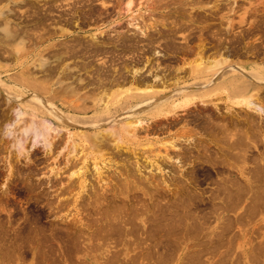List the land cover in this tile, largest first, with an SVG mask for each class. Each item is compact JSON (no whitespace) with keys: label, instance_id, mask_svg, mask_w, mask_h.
Instances as JSON below:
<instances>
[{"label":"rangeland","instance_id":"374dc122","mask_svg":"<svg viewBox=\"0 0 264 264\" xmlns=\"http://www.w3.org/2000/svg\"><path fill=\"white\" fill-rule=\"evenodd\" d=\"M129 1L130 5H127ZM152 2L153 0H0V78L2 81H5L3 82L6 83L7 86L9 85L8 90L10 88L13 90L11 91L10 89V91H8V95L12 96L15 94L14 96L19 95L22 97V99H24V94H26L34 99L35 97L39 98L36 99L39 101L38 103L43 105L46 103V105L52 106H54V104H50V97V101L54 103L57 102L56 104L61 106L66 103L64 101H67L68 103L78 102L80 105H82V103H87L83 105L86 106V111L89 114L91 112L90 104L92 103L91 101H93V99H98L99 97L103 101L105 98V100L110 99L109 97L112 93L111 90H113L111 88L123 86L122 82H118V84L114 82L109 84L108 82L105 83V81H102L105 79H102L101 77L103 76V65L104 63H107L108 58H111L112 50L117 51L111 46L104 45L108 42L107 40H109V36L110 38L112 37V35L108 33L115 31L112 28H114V26L120 25H117V23L123 21L126 22V20H129V18L132 23L138 24V20H136L137 18L139 19L149 15H155L156 13L153 12L148 14L150 10H148L147 7L150 6ZM102 3L104 6L101 5ZM186 5L188 6H185V8L188 7V9L195 10L197 8H203L209 10L212 13H215L214 8L216 7L221 9L220 15L224 17L237 18L236 22L239 23V25L246 23L247 18H252L253 21H255V24L258 25H261L264 22V0H208L205 4H198V2H196ZM46 6H49L50 12ZM73 8L78 9L77 11H79L78 13L82 17L93 16V14H91V10L95 13V16H99L102 11H107L101 16H110V19L107 21H101L99 23V20L95 21L94 19H88L87 21L78 22L77 27V25L72 24V22L63 21L61 16L67 15L63 12L71 11ZM126 8H129L130 10H126ZM47 12L49 13L47 14ZM57 13H62L60 14L61 19H57ZM158 14L162 15L160 12H158ZM44 16L47 18H44ZM5 17L8 21L7 23H9L6 24L7 27L12 26L9 27V29L4 26ZM130 24L131 23H129L130 27L128 29L133 30V26L131 27ZM124 25L125 27L127 26V24ZM13 27H18V30H22L25 33L22 34L21 31L19 33L20 35L17 34L13 37L7 36L5 34V29L11 32ZM62 29H67L69 31L66 30L65 32ZM254 32L255 34L253 39L259 40L261 42L264 41V30H255ZM39 35L41 36L40 40L38 38ZM20 36L22 39L24 37L23 42H21L22 44L19 43V40H22L18 38ZM90 39H92L94 42L103 41L104 43H102V46L107 50H97L88 45L93 42ZM74 42H76L74 46H76L77 49L71 53L69 52L68 48H71ZM15 43L17 45H15ZM38 58H44V65L46 64L45 67H42L41 69L38 68L41 67L38 66ZM249 61H251V64L254 63L253 65L262 64V67H264V58L261 61L257 59H252ZM47 69L49 70L47 71ZM25 72L36 79L31 80L33 82H31V85L33 86L34 84L33 87L27 85L25 88L24 83L20 81L22 76L24 78ZM95 74L97 77H100L99 79H101V81L94 77ZM42 81H44V83ZM27 83H30V81H27ZM42 83L44 85H42ZM112 84L115 85L113 86ZM125 84L126 86L128 85L126 82ZM1 86L3 87L2 89L5 90V87L3 85ZM108 86L110 87L108 88ZM48 90L49 92H47ZM118 91L119 89L114 92ZM108 93H110L109 97L106 96L109 95ZM51 94L53 96L55 95L54 99ZM30 97L28 99L31 100ZM44 97H46V100ZM102 97L104 98L102 99ZM60 99H62L64 103H62ZM14 101L17 102L16 99L13 100L11 97L9 101H6L4 92L0 91V194H3L0 195V264H264V144H262V142L258 143L256 145L257 147L253 148L240 147L238 155L242 154L244 157H241L240 155L236 158H225L223 164L227 163V165L225 164L223 166L220 165L221 163H219V160V165L217 164L215 166L213 164L212 166L211 163L205 161L202 162V160L195 161V158H192L191 161H187V163L185 162V165H181L182 167L180 166L179 169L177 167H173V169L171 168L172 166L168 164H162L166 170L177 172L175 174L177 176V178H175V182L174 180H169L166 181L168 184L166 182L161 183L163 184L161 185L163 188L170 189L172 190L171 192L166 190L162 191L161 188L156 189L155 187H150L146 180V183H144L143 178V183L140 182V178L138 176V178H135L134 176L136 175H130L131 169H129V175L127 176L128 178H121L122 181L120 178L119 180L116 175L115 176L117 179L113 178L115 176H113L114 174L111 171L109 172L111 173V176L109 173L108 175L113 183L116 182L114 183V186H117V188L112 186L113 184L111 182L113 189L108 187L110 190L108 189L104 196L99 197L100 199L98 197L94 199V196L91 197V195L89 201L90 204H86L88 197L84 195L85 193H83L84 197L81 199L78 198L80 199L79 204L77 202L75 207L72 205V203H69L68 205H61V202L63 201L62 198L64 199L71 197L69 194L67 195V193L63 194L64 196L61 192L58 193L60 189V182L58 183L57 181H65L71 171L68 170L69 168L64 167V152H62L63 149L60 148L62 140L59 141V145H56L55 148H52V155L45 153L43 147L40 148V146H36L35 148L25 147L29 153L27 154L28 158L22 153L19 154L20 157L16 156V151L14 150L15 148H12L10 145L11 139L9 136L3 135L1 127L6 119L12 118L14 112L12 113L11 106L15 103ZM200 104L201 103H199V105ZM63 107H65V105H63ZM234 109H238L240 112H243V110H240L239 108ZM39 111L40 110H37L36 112ZM79 112L81 113L82 111L80 110ZM75 114H78V111ZM16 124L14 123L13 125ZM13 125H11L12 128L15 127ZM74 127L70 126V131H75L76 129L85 130L82 127ZM93 130L92 128L89 129V131ZM88 140L89 141L83 142L84 144L82 146H85L82 148H86V146L87 148H93L91 146V139L89 138ZM79 142H81V139ZM89 142L90 145H88ZM97 148L101 147L99 146ZM156 149L157 148H155V151ZM87 151L89 150L87 149ZM108 151H111V149ZM152 153L153 152L150 153V157L152 156ZM109 154L105 155L107 157L113 155V153ZM146 154H148V152ZM105 155L101 158H97L102 160V158L106 157ZM123 155L125 157H122V160H120L119 157L113 156V158H115V160L118 158L119 160L117 161L119 163L123 162L122 164H126L124 163L127 160H125V158H129L128 161L131 159L133 160V157L130 155V153H123ZM7 156L9 157V160H7ZM196 159L198 160V158ZM92 161L93 160H90L89 158L88 161L87 159L85 160V162L91 166ZM7 162L8 164L9 162L10 164L12 163L11 165L14 166V173L6 182L9 190H7V194H5L2 192V186L6 180V172H8V169H6L8 167ZM188 162L195 163L194 167L188 164ZM204 163H208L212 167ZM55 167H57V169ZM63 167L67 170H63ZM192 169L194 171H192L193 173L191 172ZM58 170L61 174L58 173L55 176V172ZM121 171L123 172L124 170L122 169ZM123 175L125 176V171L123 172ZM166 175H168V173H166L165 176ZM75 176L76 175L73 176L74 179H77V176ZM87 177L88 179H92L91 175H88ZM157 177L160 180V176L157 175L155 177L154 183L158 182ZM230 178L236 183L233 185V189L236 191V193L232 196L229 195V192V194L226 192L227 190L225 191L227 193L226 194L225 192L223 193L224 190L219 188L221 185H223L225 180L227 181V179ZM94 180L95 179L91 181L93 184H95ZM126 180L131 181L127 182V184H133V182H135V184L139 186L140 189H133L134 186L130 184L127 185ZM123 182H125V184ZM181 182H183L184 185ZM121 184H123V194H128L126 197L122 196ZM95 186H97V184H95ZM130 186H132V188H130ZM227 186L230 185L227 184ZM125 187H128V190H125ZM149 188H152V190H147ZM174 189L176 190V193L174 192L175 194L173 193ZM77 190V188H74L73 192ZM154 190H156L157 193ZM216 190L218 192H216ZM147 191H150V193ZM99 192L101 191L99 190ZM116 192L118 194L121 193V196L117 195ZM56 194L58 196H56ZM59 196L61 197L57 198ZM110 196L114 198L112 199ZM103 197L105 200H103ZM154 198L157 199L155 202H158L160 199H162L160 201L161 204L158 202L154 205ZM179 198H181V201ZM59 200L60 204L59 202H56ZM96 200L99 202L101 201L100 203L102 206H100V203L96 202ZM164 201L165 203L162 204ZM177 201L178 203L180 201L181 205H179L180 203L177 204ZM171 202H175V205ZM140 203L141 205L143 203H147V207H145V205L141 206ZM116 204L121 206H117L118 210L115 207ZM130 204H134L135 207H133V205L131 207ZM113 205H115L114 208H116V210L119 212H117L114 208H111ZM165 205L168 206V209ZM177 205H179V207ZM182 205L185 206L183 207ZM124 206L125 209H123ZM169 206L174 207L169 208ZM103 207L106 208L103 210ZM176 207L177 209L174 210ZM119 208L122 211H120ZM165 208L168 211H166ZM110 209H113V212ZM102 210L106 213V217L104 216L105 213L103 214ZM185 210L187 211L186 213H184ZM98 212L101 213L105 219H107V222L103 217L100 218L101 215ZM117 213H121L122 215H118ZM151 213L152 217L154 218L149 217L151 216ZM181 213L182 216H185L182 217ZM107 214H111L112 216H110L114 217L112 218L113 220L109 218L110 216ZM153 214L155 215L153 216ZM170 214H173L174 216ZM117 215L120 216V220H123L124 218L127 219V217L129 219L130 216L131 218L129 219L130 221L128 219V221L125 219L121 222L119 221L120 223H123L120 224L118 222L119 219H117ZM178 216L181 217V219L179 218L180 221H178ZM170 217L173 220L177 219L174 221L175 223L171 221ZM147 219L153 222H149ZM71 220L76 221V224L72 223L75 228H73L72 224L70 223ZM167 220L169 223L166 222ZM95 221H100V223H95ZM178 222H180L179 226ZM163 223H165L167 227L170 223V227L175 224L178 226L179 231L176 228L177 226L173 225V228L171 227V231L174 232L171 233L172 237H169L170 233L168 232H170V227L166 228V225L164 224V226ZM130 225L132 228H130ZM65 226L68 228V230L65 228ZM86 226L90 227L86 228ZM108 226L109 228H112V231H110L111 229L107 228ZM122 227L128 231H125V229ZM104 228L105 230L108 229V232L107 230L104 231ZM128 228L131 231H129ZM70 229L74 230L75 232L71 231ZM79 229L83 231V235ZM194 229L195 231H193ZM175 230H177V232ZM76 233L79 234L80 238L77 236V241H73ZM123 233L126 235L124 236ZM142 233L145 234L143 235ZM137 236H140L141 238H138ZM104 237L105 240L103 242L102 239ZM117 237L118 240L116 239ZM135 237H137L136 239L138 240H136ZM158 238H160V240ZM36 240L39 241L37 242ZM81 242L82 244H80ZM41 252L47 255L45 260L35 257L38 255L37 253ZM58 255L60 256L59 258ZM63 255L64 258L66 257L67 259L63 258L64 261H61ZM109 258L113 259L110 260Z\"/></svg>","mask_w":264,"mask_h":264},{"label":"bare ground","instance_id":"6f19581e","mask_svg":"<svg viewBox=\"0 0 264 264\" xmlns=\"http://www.w3.org/2000/svg\"><path fill=\"white\" fill-rule=\"evenodd\" d=\"M52 1V0H51ZM65 1V0H64ZM82 1V0H81ZM155 1V0H154ZM173 1V0H172ZM176 2V0H174ZM173 1V2H174ZM186 1V0H184ZM191 1H194V0H191ZM190 1V2H191ZM196 1V0H195ZM198 1V0H197ZM157 3H162L163 1L162 0H156ZM174 2V4H175ZM177 2H179L177 0ZM57 3V2H56ZM55 3V4H56ZM155 3V2H154ZM164 3V2H163ZM192 3H195V2H192ZM205 3V2H204ZM54 4V3H53ZM58 4V3H57ZM108 4V3H107ZM166 4V3H165ZM182 4V3H181ZM185 4H187V2H185ZM191 4V3H190ZM51 5V4H49ZM101 5L104 6V4L102 3ZM127 5H130V1L127 3ZM152 5H154L152 3ZM162 5V4H161ZM180 5V3H179ZM42 6V5H41ZM54 6V5H53ZM58 6H61V5H58ZM101 6V7H103ZM155 6V5H154ZM157 6V5H156ZM217 6V5H216ZM47 7V6H46ZM55 7V6H54ZM149 7V6H148ZM161 7V6H160ZM44 8V7H43ZM48 10H49V6L47 7ZM106 8V7H105ZM153 9H155L153 6H152ZM256 8V7H255ZM129 9V8H128ZM126 8V10H128ZM151 8H149L150 10ZM178 9V8H177ZM64 10V9H63ZM103 10V9H101ZM130 10V9H129ZM156 10V9H155ZM154 10V11H155ZM175 10V9H174ZM7 11V10H6ZM73 12V10H71ZM152 11V10H150ZM177 11V10H175ZM186 11V10H185ZM1 12V11H0ZM42 12V10H41ZM50 12V10H49ZM47 12V14L49 13ZM105 12L107 11H102L99 16L101 15H104ZM117 12V11H116ZM126 12V11H125ZM190 12V11H188ZM67 13V12H66ZM119 13V12H118ZM51 14V13H50ZM49 14V15H50ZM72 14V13H71ZM74 14V12H73ZM76 14V13H75ZM177 14V13H176ZM120 15V14H119ZM134 15V14H133ZM190 15V13H189ZM51 16V15H50ZM66 16V15H65ZM78 16V15H77ZM97 16V15H96ZM165 16V15H164ZM45 18H47L46 16H44ZM186 17V16H185ZM194 17V16H193ZM52 18V16H51ZM66 18V17H65ZM134 18V17H133ZM167 18V17H166ZM245 18V17H243ZM5 21H4V26L7 27L6 24H9L7 23V19L6 17L4 18ZM64 19V18H63ZM75 19V18H74ZM77 19V17H76ZM75 19V20H76ZM138 19V18H137ZM189 19V18H188ZM55 20V19H54ZM74 20V21H75ZM79 20V19H77ZM90 20H92L90 18ZM108 20V19H107ZM132 20V19H131ZM134 20V19H133ZM139 20V19H138ZM180 20V19H179ZM182 20V19H181ZM174 21V20H173ZM185 21V20H184ZM211 21V20H210ZM129 22V21H128ZM127 22V23H128ZM135 22V21H134ZM176 22V21H175ZM76 25H77V22H74ZM72 23V24H74ZM131 23V27L133 26V31H136V32H140L141 35H145L146 34V27L144 25L145 28H141L139 27L137 23H132L131 21L129 22ZM74 24V25H75ZM195 24V23H194ZM3 26V28H4ZM9 26V25H8ZM129 26V25H128ZM5 27V28H6ZM9 27H12V26H9ZM9 27H7L9 29ZM50 27V26H49ZM67 27V26H66ZM78 27V25H77ZM150 27V26H148ZM155 27V26H154ZM153 27V28H154ZM256 27V26H255ZM254 27V28H255ZM152 28V29H153ZM97 29V28H96ZM26 30V29H24ZM64 30V29H62ZM67 30V29H66ZM66 30H64L66 32ZM129 30V29H127ZM22 30H18V27L14 28L13 27V30L11 32H9L7 29H5V34L7 36H16L17 34H19ZM61 31V30H60ZM69 31V30H67ZM155 31V30H154ZM159 31V30H158ZM102 32V31H101ZM121 32V31H120ZM135 32V33H136ZM174 32V31H173ZM232 32V31H231ZM240 34L239 35H242V31H238ZM25 33L24 31H22V34ZM39 33V32H38ZM100 33V32H99ZM117 33V32H116ZM37 34V33H36ZM55 34V33H54ZM238 34V33H237ZM20 35V34H19ZM35 35V34H34ZM120 35V34H119ZM140 35V36H141ZM38 36V35H37ZM214 36V35H213ZM95 37V36H94ZM110 37V36H109ZM113 37V36H112ZM135 37V36H134ZM201 37V35H200ZM19 39H22V37H18ZM37 38V37H36ZM39 40L41 39V36L39 35ZM88 38V37H87ZM136 38V37H135ZM243 38V36H242ZM52 39V38H51ZM201 39V38H200ZM24 40V37L22 40H19V43L23 42ZM38 40V41H39ZM84 40V39H83ZM88 40V39H87ZM92 40V39H90ZM124 41H127L130 45V42L135 43L137 41V39H134L133 36L131 35H127V36H124V39H122ZM184 40V39H183ZM37 41V40H36ZM93 41V40H92ZM91 41V42H92ZM145 41V40H144ZM143 41V42H144ZM100 41L98 42H92L91 44H94L96 45L97 43H99ZM198 42V41H197ZM200 42V41H199ZM219 42V41H218ZM10 43V42H9ZM67 43V42H66ZM73 43V42H72ZM102 43V42H101ZM187 43V42H186ZM245 43V42H243ZM248 43V41H247ZM22 44V43H21ZM60 44V43H59ZM62 44V42H61ZM76 42H74V44L72 45L71 48H68L69 49V52H74L76 49H75V45ZM91 44H88V45H91ZM100 44V43H99ZM15 45H17L15 43ZM25 45V44H24ZM53 45V44H52ZM80 45V44H79ZM107 45V44H106ZM250 46H245L246 50L248 51L249 49V53L252 55V56H248L250 57L251 59H257V60H262L264 58V48H260L258 44H249ZM78 46V45H77ZM197 46V45H196ZM209 46V45H208ZM17 47V46H16ZM188 47V46H187ZM244 47V46H243ZM226 48V47H225ZM66 49V47H65ZM199 49V48H198ZM197 49V50H198ZM223 49V48H222ZM19 50V49H18ZM158 49H156L155 51H157ZM196 50V51H197ZM60 51V50H59ZM95 51V50H94ZM154 51V49H153ZM154 51V52H155ZM200 52H194L193 54H196V56L192 55V59L190 57V61L188 64H186V66L188 65L189 67L187 69H185V67H182L181 63L185 61L182 60V62L180 63L181 67L184 69L185 72H187L186 76L188 77L187 79H190V82L187 81L188 83H185L186 81L185 80H182L183 82L181 84H178L179 80L181 79L180 77L177 78V80H175V88L173 86V88H170V86H164V81H163V87H160V88H157V86H154L155 84H150L151 81H146L145 80V77H142V74L140 73V69L139 68H133V66L130 65L131 68H129L127 65L128 68H124V69H127L126 72H130L131 75H130V81L127 82L129 83L127 86L125 84V82H122L123 86L120 87L118 85L117 88H111L113 89L114 91H117L119 89L118 92H114L113 90L112 93H111V96H110V93H108L109 95H106L107 97H109L110 99H107L104 101L101 100V98L97 97L98 99H93V101H91L90 105V113L88 114L87 111H86V106H84L85 104L87 103H82V105H80L78 102H71V103H68L67 101H64L66 103L63 102L62 99H60L62 101V103H64L63 105H65V107H63V105H58L56 104L57 102H52L50 101V98H49V102H51L50 104H54V106L52 105H46V103L41 104V103H38L39 101H37L36 99H39V98H32L30 97L29 95H26L24 94V99H22V97H20L19 95L18 96H14V95H8V91H10V89L8 90V86L6 83H4L2 81V79L0 80L1 82V85H3L5 88V90H3L2 86L0 85V91L4 92V97H5V100L6 101H9L10 100V97L11 99L13 98V100L16 99L17 102H13L14 104H12L11 106V111L12 113L14 112L12 118H9V119H6V121L2 124V131H3V135H6V136H9V138L11 139L10 141V145L12 148H14V145L18 146L19 150H17L16 148L14 149L16 152H15V155L16 156H19L20 157V153H22L24 156L27 157V154H29L27 152V150L25 149V147H36V146H40V148H44V151L45 153H48L50 155H52L53 151H52V148L56 145H59V141L62 140V144L60 146L61 149H63L62 152H64V164L66 168H69L68 170H71L70 171V174L69 176L67 177V179L63 182H61V180H58L57 182L59 183L60 182V189L58 191L63 194L67 193V195L69 194L71 197L70 198H62V202H61V205L62 204H65V205H68L69 203H72V205L75 207L76 203L78 202L79 204V200L84 197V195H86L88 197V201L86 202V204H90V198L93 197L94 199H96L97 197H102L104 196L107 192V190L110 188H112V186H114V183L116 182H112L110 180V177L108 175L109 172L112 171V174L113 176H117L118 179L122 178V179H126V177L129 175V169H131L130 171V175L131 174H134L136 176H134L135 178H140V182L143 183L142 181V178L144 180V183L145 180L149 183V186L150 187H155L156 189L157 188H161V190L163 191H172L170 189H165L163 188V184L161 183H165L166 181H169V180H174L175 182V178H177V176L175 175L177 172H172L170 170H166L162 164H168L170 166H172L171 168L173 167H177L178 169L180 168V166L187 161H191L192 158H198L199 160H202L205 161V162H208V163H211L212 166L213 164L216 166L217 164L219 165V163H221L220 165H227V163L223 164L225 158H229V157H238L241 155V157H244V155L242 156V154L238 155L239 153V148L240 147H248L249 146V143L252 142V145L253 147H257L256 145L260 142H262V144H264L263 140H264V113L261 112V110H264V67H262L263 65H253L251 64L249 61V58L248 59H245V60H241L239 61V59L237 60H232V57L230 58L227 57L226 55L224 56H221L219 54L216 56L218 57H214V54H210L212 56V58L208 57L207 54H204L205 57L203 56V54L201 53L202 50H198ZM219 51V50H218ZM66 52V51H65ZM160 52V51H159ZM217 52V51H216ZM81 53V52H80ZM215 53V52H213ZM247 53V52H245ZM55 54V53H54ZM68 54V53H67ZM156 54V53H155ZM177 54V53H176ZM57 55V54H56ZM59 55V54H58ZM83 55V54H82ZM151 55V54H150ZM207 55V56H206ZM180 56V55H179ZM236 56V55H235ZM245 56V55H244ZM247 56V55H246ZM194 57V58H193ZM146 58V57H145ZM185 58V57H184ZM187 58V57H186ZM185 58V59H186ZM231 60H230V59ZM240 58V57H239ZM132 59V58H131ZM183 59V58H182ZM184 59V60H185ZM189 59V58H187ZM234 59V58H233ZM57 60V59H56ZM146 61V59H144ZM149 60V59H148ZM156 60V59H155ZM83 61V60H82ZM103 61V60H102ZM38 66H41V67H38V68H42V67H45L44 63H45V60L44 58H38ZM104 62V61H103ZM121 62V61H120ZM132 62V61H131ZM130 62V63H131ZM155 62V61H154ZM82 63V62H81ZM96 63V62H95ZM108 63V62H107ZM122 63V62H121ZM124 63V61H123ZM122 63V64H123ZM262 63V62H260ZM105 64V63H104ZM147 64V63H146ZM59 65V64H58ZM64 65V64H63ZM102 65V64H100ZM172 65V64H171ZM185 65V64H184ZM48 66V65H47ZM68 66V65H67ZM75 66V65H74ZM91 66V65H90ZM151 66V65H150ZM158 66V65H157ZM178 66V65H176ZM37 67V66H36ZM124 67H125V63H124ZM142 67V66H141ZM172 67V66H171ZM93 68V67H92ZM144 68V67H143ZM141 68V69H143ZM158 68V67H157ZM178 68V67H177ZM181 68V70H182ZM28 69V68H27ZM50 69V68H49ZM47 69V71L49 70ZM60 69V68H59ZM85 69V68H84ZM113 69V68H112ZM149 69V68H148ZM34 70V69H33ZM69 70V69H68ZM80 70V69H79ZM83 70V69H82ZM180 70V68H178L177 72ZM180 70V71H181ZM116 71V68L115 70L113 69V72ZM28 72V70H27ZM112 72V74H113ZM121 72V71H120ZM125 72V73H126ZM148 72V71H147ZM153 72V71H152ZM166 72V71H165ZM174 72H176V69H174ZM173 72V73H174ZM176 72V73H177ZM47 73V72H46ZM110 73V72H109ZM127 73V74H128ZM150 73V71L148 72ZM147 73V74H148ZM154 73V72H153ZM156 73V72H155ZM176 73H174L176 75ZM183 73V72H182ZM24 78L22 76L21 78V82L24 83V86L26 88L27 85H30L31 87L33 86L31 85L33 82L31 80H34L35 78L34 77H31L29 74H26V72L24 73ZM118 74V73H117ZM145 74V73H144ZM180 74V73H179ZM184 74V73H183ZM55 75V74H54ZM62 75V74H61ZM72 75V74H71ZM89 75V74H88ZM111 75V73H110ZM114 75V74H113ZM112 75V76H113ZM150 75V74H149ZM156 75V74H155ZM17 76V75H16ZM19 76V75H18ZM57 76V74H56ZM115 76V75H114ZM113 76V77H114ZM152 76V75H151ZM158 76V75H157ZM163 76V75H161ZM174 76V75H172ZM185 76V77H186ZM65 77V76H64ZM102 77V76H101ZM116 77V76H115ZM154 77V76H153ZM160 77V76H159ZM181 77H183L181 75ZM30 78V79H29ZM58 78V76H57ZM167 78V77H166ZM165 78V79H166ZM170 78V77H168ZM167 78V81L165 82H168V79ZM175 78V77H174ZM180 78V79H179ZM71 79V78H70ZM69 79V80H70ZM85 79V78H84ZM99 79V78H98ZM109 79V78H108ZM112 79V78H111ZM121 78H119L118 80H120ZM127 80V77L126 76H123L121 81L123 80ZM152 79V78H151ZM157 79H161V78H157ZM176 79V78H175ZM184 79V78H183ZM36 80V79H35ZM63 80V79H62ZM101 81V79H99ZM98 80V81H99ZM116 80V78L114 79L113 78V82ZM154 80V78H153ZM164 80V79H163ZM174 79H171V82L170 84L172 83L173 84V81ZM27 81H30V83H27ZM51 81V80H50ZM75 81V80H74ZM103 81V80H102ZM106 81V80H104ZM103 81V82H104ZM110 81V80H108ZM159 81V80H158ZM162 81V80H161ZM159 81V83L161 82ZM204 82V83H200V82ZM32 82V83H31ZM44 83V81H42ZM61 82V81H60ZM63 82V81H62ZM84 82V81H83ZM113 82H110V83H113ZM117 82V81H116ZM149 82V83H148ZM154 82V81H152ZM157 82V81H155ZM154 82V83H155ZM198 83V84H201V86L199 85L198 87H195V85L193 86V84L195 83ZM34 83H37V82H34ZM42 83V85H44ZM82 83V82H81ZM99 83V82H98ZM106 83V82H105ZM109 83V84H110ZM115 83V82H114ZM121 83V82H120ZM119 83V84H120ZM103 84V83H102ZM101 84V85H102ZM118 84V82H117ZM121 84V85H122ZM125 84V86H124ZM161 86H162V83H160ZM197 84V85H198ZM203 84V85H202ZM40 85V84H39ZM38 85V86H39ZM57 85V83H56ZM67 85V84H66ZM113 85V84H112ZM115 85V84H114ZM113 85V86H114ZM196 85V86H197ZM36 86V87H38ZM62 86V85H61ZM172 86V85H171ZM29 87V86H28ZM30 87V88H31ZM104 87V86H103ZM107 87V86H106ZM110 86H108L109 88ZM42 88V86H41ZM50 88V87H49ZM57 88V87H56ZM77 89V88H76ZM100 89V88H99ZM34 90V89H33ZM50 90V89H49ZM49 90L47 92H49ZM72 90V89H71ZM104 90V88H103ZM11 91H13L11 89ZM64 91V90H63ZM101 91V90H100ZM99 91V92H100ZM59 92V91H58ZM75 92V91H74ZM94 92V91H93ZM105 92V91H104ZM12 93V92H11ZM14 93V92H13ZM16 93V92H15ZM46 93V92H45ZM91 93V92H90ZM101 93V92H100ZM78 94V93H77ZM107 94V93H106ZM52 95V94H51ZM62 95V94H61ZM215 95L216 99L222 101V105L224 106V113L225 112H233V111H237V112H240L238 109H234V108H239L240 110H243V112L245 114H249V113H252L253 115L252 116H255L253 117L254 119V132L253 133H248L246 130H239L240 133H236L233 135V133H228L229 131H227V126L222 123L220 125H217L214 126V124H211L209 122L206 123V125L204 126V129L205 128H217L218 131L220 132L221 134V137L217 138L222 144L223 146L227 144V147L224 148L223 146H221V148L219 147L217 150V152H211L209 151V148L207 147H203L201 146V148H199L198 146L201 145L199 144V141L201 140V138H199L200 140H198V142H196L194 140V137L193 136V132L191 133L190 132V128H184L187 121L186 120H183L185 121L184 124L181 125L180 127V124H178V127L181 128V132H177L178 129H176L177 131L175 132L174 130H168L171 128V124L172 122H175L178 120V118L176 116H178V113H187L190 108H193V107H198L200 106V110H204V111H211L214 109L218 110L219 109V104H221V102H217L215 103L214 101H212L213 99V96ZM28 96V97H27ZM53 96V95H52ZM31 98L28 99V98ZM55 95L53 96V99H54ZM67 97V96H66ZM75 97V96H74ZM45 100H46V97H44ZM42 98V99H44ZM48 98V97H47ZM104 97H102L103 99ZM35 101H34V100ZM44 100V101H45ZM37 101V102H36ZM41 101V100H40ZM48 101V99H47ZM56 101V100H54ZM85 101V100H84ZM87 101V100H86ZM90 101V100H89ZM201 103L200 105L197 103L198 102ZM216 101V100H215ZM29 102V103H28ZM70 102V101H69ZM7 104V103H6ZM84 104V105H83ZM88 106V105H87ZM193 106V107H191ZM10 110V109H9ZM37 110H40L39 112H36ZM78 111V114H75L77 111ZM82 111L81 113L79 111ZM215 110V111H216ZM234 112V113H235ZM233 113V114H234ZM81 114V115H80ZM226 114V113H225ZM232 114V115H233ZM223 116V115H222ZM250 116V115H249ZM184 117V116H183ZM182 117V118H183ZM245 118H248L247 115H245ZM252 119V118H251ZM214 121V120H213ZM236 121V120H235ZM245 121V120H244ZM248 121V120H247ZM17 124L16 125H13L14 123ZM19 122V123H18ZM249 122V121H248ZM217 123V122H216ZM233 123V122H232ZM247 123V122H246ZM230 124V123H229ZM11 125L15 126L14 128L11 127ZM70 126H75L76 128L78 127H82L84 128L85 130L81 129H76L75 131H70ZM174 126V125H173ZM74 127V128H75ZM177 127V125H176ZM191 128H193L192 126H189ZM197 127V126H196ZM93 131H89V129H91ZM164 131V129H167L168 131H174V133H168L167 136L165 137H158L157 135H155L156 132H158V130H162ZM196 131H197V128H195ZM180 130V129H179ZM194 131V129H192ZM191 130V131H192ZM207 130V129H206ZM232 130V129H231ZM201 133V130L199 131ZM198 132V134H200ZM143 134V135H140V134ZM152 133H154V136L152 137ZM164 134V133H162ZM202 134V133H201ZM151 135V136H150ZM166 135V134H165ZM233 135V136H232ZM64 136V137H63ZM161 136V135H160ZM195 136V135H194ZM4 137V136H3ZM198 137V136H197ZM196 137V138H197ZM232 137V139H231ZM91 139V142H92V147L93 148H90L86 146V148H82L84 146H82L85 142V141H89L88 139ZM81 139V142H79V140ZM212 140V139H211ZM252 140V141H249ZM27 143V145H26ZM212 143V142H210ZM86 144V143H85ZM219 144V145H220ZM237 146V147H230V145H233L234 146ZM90 145V142L89 144ZM101 147V148H97V147ZM59 147V146H58ZM191 147H197V148H191ZM217 147V146H216ZM252 147V148H253ZM263 147V146H262ZM155 148L156 151H155ZM87 149L89 151H87ZM109 149H111V151H108ZM234 149V150H232ZM236 149V150H235ZM161 150V151H160ZM2 151V150H1ZM60 151V150H59ZM58 151V153H59ZM195 151V153H194ZM214 151V150H213ZM235 151V152H234ZM55 152V151H54ZM130 153V155L133 157V160H129V158H125L126 164H122V163H119L117 160H122V157H125L123 155V153ZM148 152V154H146ZM152 153V156L150 157V153ZM5 153V152H4ZM57 153V154H58ZM61 153V152H60ZM109 153H113V155L111 156H106L105 154H109ZM242 153V152H240ZM244 154V153H243ZM22 155V156H23ZM106 156L104 158H102V160L98 159V158H101L103 156ZM110 155V154H109ZM141 155V156H140ZM11 156V155H10ZM114 157H119L116 158L117 160H115ZM127 156V154H126ZM8 157V156H7ZM98 157V158H97ZM18 158V157H17ZM28 158V157H27ZM54 158V156H53ZM88 158L92 161V166L91 165H88V163L85 162V160L87 159L88 161ZM142 158V159H141ZM240 158V157H239ZM100 161H98V160ZM104 159V160H103ZM124 159V158H123ZM141 159V161H140ZM238 159V158H237ZM243 159V158H242ZM9 160V157L8 159ZM218 160H219V163H218ZM128 161V162H127ZM144 163H143V162ZM194 162V161H193ZM192 162V163H193ZM27 163V162H26ZM42 163V162H41ZM189 163V162H188ZM8 164V162H7ZM12 164V163H11ZM9 162V164L7 165L8 167L6 169H8V172L6 177H5V183L3 184L2 186V189L1 191L5 194H7V190L8 189V185H7V180H9L11 178V176L13 175V167ZM80 164V165H79ZM185 165V164H184ZM233 165V164H231ZM90 166V168H89ZM181 166V167H182ZM211 166V167H212ZM63 167V168H64ZM119 167V169H118ZM194 167V166H193ZM17 168V167H16ZM57 169V167H55ZM66 168H64L63 170H65ZM121 168V169H120ZM223 168V167H222ZM124 170L125 171V176L123 175V172L121 170ZM166 171H165V170ZM174 169V168H173ZM260 169V168H259ZM17 170V169H16ZM67 170V169H66ZM262 170V169H261ZM260 170V171H261ZM7 171V170H6ZM36 171V170H35ZM193 171V169L191 170V172ZM263 171V170H262ZM19 172V170H18ZM128 172V173H127ZM164 174H163V173ZM194 172V171H193ZM192 172V173H193ZM60 173L59 170L55 172V176ZM148 173V174H147ZM168 173V175L165 176V174ZM18 174V173H17ZM61 174V173H60ZM91 175L92 176V179H88V175ZM110 176H111V173H109ZM182 174V172H181ZM189 174V173H188ZM54 175V174H53ZM74 175L77 176V179H74ZM159 175L160 176V180L159 178L157 179L158 182L157 183H154L155 182V177ZM75 176V177H76ZM112 176V177H113ZM113 177V178H116ZM138 176V177H137ZM165 176V177H164ZM131 177V176H129ZM14 178V176H13ZM18 178V176H17ZM106 178V179H105ZM128 178V177H127ZM134 178V179H135ZM151 178V180H150ZM93 179H95V184H97V186H95V184H93L91 181H93ZM117 179V178H116ZM119 179V180H120ZM121 179V181H122ZM57 180V179H56ZM129 180V179H128ZM138 180V179H137ZM136 180V181H137ZM150 180V181H149ZM181 180V179H180ZM222 181H224L223 179H221ZM26 181H27V178H26ZM160 181V182H159ZM170 181V182H171ZM219 181V180H218ZM10 182V181H8ZM29 182V181H28ZM111 182H112V186H111ZM127 182H131V181H127L126 180V184ZM139 182V181H138ZM169 182V183H170ZM220 182V181H219ZM229 184L230 186H227V184ZM122 183V182H121ZM125 184V182H123ZM167 183V182H166ZM183 183V182H181ZM130 184V183H128ZM127 184V185H128ZM138 184V183H137ZM168 184V183H167ZM177 184V183H176ZM180 184V183H179ZM235 181L232 180L231 178L230 179H227V181L225 180L223 182V185H221L219 188L224 190L223 193L226 191L230 196L234 195L236 193V191L233 189V185H235ZM248 184V183H247ZM130 185H133L134 188L133 189H140L139 186H137L135 184V182H133V184H130ZM184 185V183H183ZM54 186V185H53ZM121 190L123 189V184H121ZM125 186V185H124ZM182 186V185H181ZM186 186V185H185ZM59 187V185H58ZM110 187V188H108ZM117 188V186H114ZM119 187V186H118ZM165 187H166V184H165ZM179 187V186H178ZM260 187V186H259ZM10 188V187H9ZM74 188H77L78 190L73 192ZM126 188V187H125ZM130 188H132V186H130ZM129 188V190H130ZM170 188V187H169ZM56 189V188H55ZM57 189V190H58ZM113 189V188H112ZM120 189V188H119ZM152 190V188H149L147 190ZM158 189V190H159ZM188 189V188H187ZM219 189V190H220ZM236 189V188H235ZM99 190L101 192H99ZM124 190V189H123ZM122 190V196L126 197V195L128 194H123V191ZM125 190H128V187L125 189ZM192 190V189H191ZM89 191H90V194H89ZM142 191V190H141ZM156 192V190H154ZM176 190L174 189L173 193L175 192ZM193 191V190H192ZM235 191V192H234ZM120 192V190H119ZM127 192V191H126ZM125 192V193H126ZM150 193V191H147ZM216 192H218L216 190ZM225 192V193H226ZM10 193V192H9ZM82 193V194H80ZM83 193H85L83 195ZM112 193V191H111ZM114 193V192H113ZM117 193V192H116ZM120 193V194H121ZM153 193V192H152ZM157 193V192H156ZM176 193V192H175ZM174 193V194H175ZM226 193V194H227ZM4 194V195H5ZM120 194L117 193V195L121 196ZM148 194V193H146ZM182 194V193H180ZM193 194V193H192ZM0 195H3V194H0ZM9 195V194H8ZM60 195V194H59ZM92 195V196H91ZM152 195V194H151ZM150 195V196H151ZM56 196H58L56 194ZM64 196V195H63ZM91 196V197H90ZM113 196V195H112ZM115 196V194H114ZM149 196V197H150ZM7 197V196H6ZM61 196L57 197V198H60ZM111 197V196H110ZM4 198V197H3ZM80 198V199H78ZM104 198V197H103ZM112 199L114 197H111ZM122 198V197H121ZM170 198V197H169ZM196 198V197H195ZM231 198V197H230ZM260 198V197H259ZM100 199V198H99ZM107 199V198H106ZM110 199V198H109ZM108 199V200H109ZM117 199V198H116ZM180 201H181V198H179ZM1 200V199H0ZM58 200V199H57ZM86 200V199H85ZM105 200V198L103 199ZM102 200V201H103ZM154 205L155 203H160L161 204V200L160 199L158 202H155L157 199L154 198ZM152 200V201H153ZM172 200V199H171ZM183 200V199H182ZM185 200V199H184ZM5 201V200H4ZM83 201V200H82ZM81 201V202H82ZM94 201V200H93ZM112 201V200H111ZM178 201L176 202L177 204L181 205V202ZM257 201V200H256ZM56 202H59L60 204V200L59 201H56ZM96 202L100 203L99 201L96 200ZM95 202V203H96ZM105 202V201H104ZM233 202V201H232ZM251 202V201H250ZM95 203H92V204H95ZM152 203V202H151ZM164 202H162V204H164ZM167 203V202H166ZM172 203V202H171ZM175 202H173L172 204H174ZM184 204H186L185 202H183ZM182 203V204H183ZM112 204H115V203H112ZM125 204V203H124ZM147 204V203H146ZM145 203H143L141 206H144L147 207ZM168 204V203H167ZM170 204V203H169ZM171 204V205H172ZM234 204V202H233ZM84 205V204H83ZM97 205V203H96ZM107 205V204H106ZM133 207L134 204H132ZM132 205L130 204V206L132 207ZM153 205V203H152ZM157 205V204H156ZM175 205V204H174ZM179 205H177L179 207ZM215 205V204H214ZM57 206V204H56ZM85 206V205H84ZM95 206V205H94ZM100 206L101 203H100ZM110 206V205H109ZM115 205H113V207L111 208H114ZM117 205L116 204V208H117ZM126 206V205H125ZM125 206L123 209H125ZM159 206V205H157ZM156 206V207H157ZM164 206V205H163ZM166 206V205H165ZM183 206V205H182ZM181 208L183 209V206ZM217 206V205H216ZM230 206V204H229ZM232 206V204H231ZM73 207V208H74ZM121 207V206H119ZM167 209H168V206H166ZM171 206H169L170 208ZM174 207V206H172ZM171 207V208H172ZM58 208V207H57ZM104 208L106 207H103V210ZM108 208V206H107ZM116 208H114L116 210ZM141 208H144V207H141ZM186 208V207H185ZM102 209V208H101ZM128 209V208H126ZM166 209V208H165ZM166 209V211H168ZM177 209L174 208V210ZM87 210V209H86ZM102 210V212H103ZM111 211L113 209H110ZM114 210V211H115ZM118 210V208H117ZM116 210V211H117ZM120 210V208H119ZM136 210V209H135ZM163 210V208H162ZM122 211V210H120ZM101 212V211H100ZM113 212V211H112ZM119 212V211H117ZM173 212V211H172ZM187 211L185 210L184 213H186ZM99 213V212H98ZM105 212H103L104 214ZM106 213H107V209H106ZM106 213L104 214V216L106 215ZM147 213V212H146ZM165 213V212H164ZM176 213V212H175ZM178 213V212H177ZM182 213H183V210H182ZM182 213H181V216H182ZM101 215L100 218H104V220H106L107 222V219H105V217L99 213ZM98 214V215H99ZM112 215H114L113 213H111ZM110 214V215H111ZM118 214V213H117ZM109 215V214H107ZM109 215V216H110ZM111 215V216H112ZM116 215V214H115ZM118 215H122L121 213L118 214ZM117 215V216H118ZM155 214H153L154 216ZM170 215H173V214H170ZM178 215V214H176ZM184 215V214H183ZM97 216V215H96ZM109 217V218H114V217ZM116 216V217H117ZM127 216V215H126ZM125 216V217H126ZM148 216V215H147ZM174 216V215H173ZM185 216V215H184ZM182 216V217H184ZM120 216H118L117 219L118 222L120 221H123L124 219L127 220L126 218H124L123 220L119 218ZM122 217V216H121ZM149 217H152V213H151V216ZM168 217V216H167ZM96 218V217H95ZM108 218V219H109ZM131 218V216L129 217V219ZM154 218V217H152ZM151 218V219H152ZM164 218V217H163ZM171 218V217H170ZM175 218V217H174ZM181 217L178 216V221H180ZM75 219V218H74ZM94 219V218H93ZM98 219V217H97ZM96 219V220H97ZM116 219V220H117ZM128 219V220H129ZM113 220V219H112ZM115 220V221H116ZM127 220V221H128ZM148 220V219H147ZM177 220V219H175ZM172 218H171V221H173V223H175ZM73 221V222H72ZM126 221V222H127ZM130 221V220H129ZM133 221H134V218H133ZM149 221V220H148ZM164 221V220H162ZM170 221V222H171ZM189 221V220H188ZM201 221V220H200ZM79 222V221H78ZM96 222H99L100 221H95ZM105 222V221H104ZM114 222V221H112ZM119 222V223H120ZM125 222V223H126ZM146 222V221H145ZM149 222H153V221H149ZM168 222V220L166 221ZM66 223V222H65ZM71 224H76V221L75 220H71L70 222ZM90 223V222H89ZM102 223V222H101ZM109 223V221H108ZM107 223V224H108ZM117 223V222H116ZM129 223V222H128ZM131 223V222H130ZM169 223V222H168ZM178 226L180 225V222H178ZM186 223V221H185ZM192 223V222H191ZM69 224V223H68ZM70 224V225H71ZM72 224V226H73ZM120 224H123V223H120ZM133 224V223H132ZM160 224V223H159ZM165 223H163L164 225ZM171 224V223H170ZM170 224H168V227L166 225V228H169ZM228 224V223H227ZM78 225V224H77ZM81 225V224H80ZM92 225H93V222H92ZM97 225V224H96ZM95 225V226H96ZM104 225V224H103ZM134 225V224H133ZM158 225V224H157ZM156 225V226H157ZM164 225V226H165ZM175 225V224H173ZM172 225V226H173ZM67 226V225H66ZM65 226V228H67ZM71 226V227H72ZM99 226L101 227V225L99 224ZM114 226V225H113ZM123 226V225H122ZM131 226V225H130ZM145 226V225H144ZM171 226V227H172ZM177 226V225H175ZM178 226L176 227L177 230H178ZM202 226V225H201ZM63 227V226H62ZM70 227V228H71ZM90 227V226H88ZM86 226V228H88ZM105 227V226H104ZM160 227V226H159ZM157 227V228H159ZM171 227L169 228L170 229V235L171 233H173L171 231ZM73 228H75V226H73ZM99 228V227H98ZM109 228V226L107 227ZM115 228V227H114ZM124 228V227H122ZM132 228V226L130 227ZM165 228V227H164ZM163 228V229H164ZM173 228V227H172ZM96 229V228H95ZM94 229V231H95ZM111 229L110 231H112V228H109ZM125 229V228H124ZM129 229V228H128ZM145 229V228H144ZM68 230V228H67ZM71 230V229H70ZM77 230V229H76ZM84 230V229H83ZM102 230V229H101ZM100 230V232H101ZM107 232H108V229H106ZM105 228H104V231H106ZM173 230V229H172ZM177 230H175L177 232ZM186 230V229H184ZM192 230V228H191ZM71 231H74V230H71ZM79 231H81L79 229ZM78 231V232H79ZM91 231V230H90ZM109 231V232H110ZM125 231H128L127 229H125ZM129 231H131L129 229ZM143 231V230H142ZM145 231V230H144ZM167 231V230H165ZM179 231V230H178ZM195 231V229L193 230ZM68 232V231H67ZM75 232V231H74ZM85 232V231H84ZM97 232V231H96ZM175 232V233H176ZM181 232V230H180ZM83 233V231H81V234ZM86 233V232H85ZM90 233V232H89ZM89 233H88V236H89ZM125 233V232H124ZM123 235L125 236L126 234ZM127 233V232H126ZM140 233V232H139ZM146 233V231H145ZM144 233V234H145ZM162 233V232H161ZM80 234V232H79ZM79 234L76 233L75 237L73 238V241L77 239V236L79 237ZM100 234V233H98ZM102 234V233H101ZM105 234V233H104ZM103 234V235H104ZM107 234V233H106ZM119 234V233H118ZM129 234V233H128ZM143 234V233H142ZM143 234V235H144ZM160 234V233H159ZM73 235V234H72ZM83 235V234H82ZM81 235V236H82ZM94 235V234H93ZM108 235H111V234H108ZM141 235V234H140ZM158 235V234H157ZM162 235V234H161ZM38 236V235H36ZM35 236V237H36ZM70 236V235H69ZM106 236V235H105ZM117 236V235H116ZM122 236V235H121ZM119 236V237H121ZM154 236V235H152ZM151 236V237H152ZM179 236V235H178ZM92 237V236H91ZM90 237V238H91ZM111 237V236H110ZM138 238H141L140 236H137ZM135 237V239L137 238ZM181 237V236H180ZM179 237V238H180ZM71 238V237H70ZM80 238V237H79ZM78 238V239H79ZM84 238V237H83ZM108 238V237H107ZM112 238V237H111ZM150 238V237H149ZM157 238V237H156ZM162 238V237H161ZM178 238V237H177ZM36 239V238H34ZM53 239V238H51ZM94 239V238H93ZM118 240V237L116 238ZM121 239V238H119ZM124 239V238H123ZM147 239V237H146ZM160 240V238H158ZM55 240V239H54ZM83 240V239H82ZM81 240V241H82ZM91 240V239H90ZM97 240V239H96ZM103 242L105 240V237L102 239ZM114 240V239H113ZM138 240V239H136ZM142 240V239H140ZM155 240V239H154ZM164 240V239H163ZM162 240V241H163ZM173 240V239H172ZM172 240H170L171 242H173ZM175 240V239H174ZM37 241V240H36ZM39 241V240H38ZM37 241V242H38ZM77 241V240H76ZM75 241V242H76ZM121 241V240H120ZM124 241V240H122ZM144 241V240H142ZM146 241V240H145ZM92 242V241H91ZM141 242V241H140ZM155 242V241H154ZM153 242V243H154ZM158 242V241H157ZM169 242V241H168ZM57 243V241H56ZM74 243V242H73ZM78 243V242H77ZM147 243V242H146ZM160 243V242H159ZM167 243V242H166ZM79 244V243H78ZM77 244V246H78ZM82 244V242L80 243ZM149 244V243H148ZM170 244V243H168ZM73 245V244H72ZM84 245V244H83ZM155 245V244H154ZM164 245V244H163ZM74 246V245H73ZM81 246V245H80ZM86 246V245H85ZM151 246V245H150ZM89 247V246H88ZM166 248V246H165ZM148 250V249H147ZM203 250V249H201ZM42 251V250H41ZM145 251V249H144ZM143 251V252H144ZM206 251V250H205ZM136 252V251H135ZM147 252V251H146ZM62 253V252H61ZM60 253V254H61ZM38 255L35 256V257H38L39 259H46L47 258V255L43 252L41 253H37ZM64 254V253H63ZM117 254V253H116ZM119 254V253H118ZM66 255V254H65ZM109 255V254H108ZM146 255V254H145ZM8 256V255H7ZM34 256V255H33ZM52 256V255H51ZM68 256V254H67ZM115 256V254H114ZM134 256V255H133ZM143 256V255H142ZM60 256L58 255V258ZM78 257V256H77ZM108 257V256H107ZM113 257V256H112ZM186 257V256H185ZM34 258V257H33ZM64 258V255L62 256V260L61 261H64L63 260ZM66 258V257H65ZM64 258V259H65ZM115 258V257H113ZM111 258V259H113ZM135 258V257H134ZM138 258V256H137ZM67 259V258H66ZM110 259V258H109ZM110 259V260H111ZM153 259V258H152ZM157 260V259H156ZM196 260V259H195ZM2 261V260H1ZM198 261V260H197ZM9 262V261H8ZM48 262V261H47ZM1 263V262H0Z\"/></svg>","mask_w":264,"mask_h":264},{"label":"flooded vegetation","instance_id":"af4514ba","mask_svg":"<svg viewBox=\"0 0 264 264\" xmlns=\"http://www.w3.org/2000/svg\"><path fill=\"white\" fill-rule=\"evenodd\" d=\"M162 1L164 3L163 2L157 3L156 0L155 1L153 0L152 3L155 6L152 5V3H151V5L149 7H147L148 10H149V8H151L150 10H152V11L148 12V14H151V12H153V13H156L155 15H149V16H146L144 18H139V20L136 19V20H138V24H139L138 26L139 27L144 28V25H145V27H146L145 28L146 29L145 35H141L140 32H136L138 30H136V31L127 30L130 27V26H128L129 23H127L128 21H130V18L128 21L126 20V22L123 21V22L117 23V25H119V24L120 25L114 26V28H112L115 31H111L108 33V34L112 35L113 37H111V38L109 37V40H107L108 42L105 43L104 45L107 44L106 46H111L112 48L116 49L117 51L112 50L111 58H108V60L106 59L108 63H105L103 65L104 67L102 68V71H103L102 79L105 78V79H103V81L106 80L105 82L110 83V82H113L112 81L113 78L114 79L116 78V80L114 81L115 83H117V82H126V83L129 82L131 73L126 72L127 69H124V68L129 67L132 69V67H130V65H131V66H133V68H135V67L139 68L140 73L142 74V77H145L146 81H151L150 84L152 83V84H155L154 86L163 87V81H164V86H170V88H173V86H174V88H175V80H177L178 77L181 78V79L179 78L180 80H179L178 84H181L183 82L182 80H185L186 81V82L184 81L185 83H188L187 81L190 82L191 78L187 79L188 78L186 76L187 72H185L182 67H185V69H187L189 67L188 65L186 66V64H188L189 61L192 59V57H191L192 55L196 56V54H193L194 52H200L198 50H202L201 53L203 54L204 57H205L204 54H207V55L209 54L208 56L206 55L207 58L208 57L212 58V56H213L212 54H214V57H218V56H216V54L217 53L219 54V52L222 51V52H220L219 55L223 54L221 56H224V55H226L227 57L230 56V58L232 57V60L230 58L229 59L231 61H233V60L235 61L237 59L245 60L248 58H249V60H252L250 57H248V56H252L249 53V49L247 51L245 48V46L246 47L250 46L249 44H258V45H260L259 46L260 48H264V41L261 42L259 40L253 39V36L255 34V32H254L255 30H264V22L261 25H258V24H255V21H253L252 18H247L246 23H242V25H239V23L236 22L237 18H235V17H224V16L220 15L221 9H218L216 7L214 8L215 13H212L209 10H206L203 8H197L195 10L194 9H188V7L185 8V6H188L185 4V2H187V4H190V3L192 4V2H195V3L198 2V4H201V3L205 4L208 0H198V1L197 0L196 1L195 0L194 1L178 0L179 2H177V0H176V2L173 0L175 2V4L172 0H162ZM94 3H99V2H94ZM179 3H180V5H179ZM152 6L156 10L153 9ZM174 9L177 11H175ZM77 10L78 9L73 8L74 14L72 11H64L63 13L67 12L66 13L67 15L66 16L61 15L62 19L64 18L63 21L72 22V23L77 22L78 23V22L87 21L88 19L91 18V19H94L95 21L99 20L98 21V23H99L101 21H107V19H110V16H95V13L92 10H91V14H93V16H83L82 17V16H80V14L78 13L79 11H77ZM188 11H190V12H188ZM158 12H160L162 15L158 14ZM189 13H190V15H189ZM57 14H58L57 19H61L60 14H62V13H57ZM76 17L79 20H77ZM124 24H127L128 27L127 26L125 27ZM148 26H150V27H148ZM239 30L243 32L242 35H239L240 34L238 32ZM128 34L133 36L134 39H137V41L133 44H132V42H130V45H129V43L127 41L122 40V39H124V36H127ZM200 35H201V37H200ZM242 36H243V38H242ZM110 39H113V40H110ZM247 41H248V43H247ZM100 42L104 43L103 41H100ZM243 42H245V43H243ZM102 43H100V44L97 43L96 45L91 44L90 46H92L93 48H95L97 50H101V49L103 51L107 50L102 46ZM75 49H77L76 46H75ZM153 49H154V51L156 49H158V50L154 52ZM213 52H215V53H213ZM245 52H247V53H245ZM184 57L185 58L187 57L189 59H187V58L185 59ZM190 57H191V59H190ZM235 58H237V59H235ZM144 59H146V61ZM182 60L185 61V63L182 62ZM120 61L122 63L124 61L125 67H124V63L122 64ZM180 63H181V65L183 64L182 67H181ZM127 65H129V66L127 67ZM176 65H178V66H176ZM177 67L180 68V70L182 68V70L181 71L179 70L177 72V70H178ZM112 68L114 70L116 68V71L113 72ZM141 68H143V69H141ZM174 69H176L177 73L174 72ZM147 71L148 72L150 71V73H148ZM109 72L111 73V75ZM112 72L116 77L112 74ZM173 72L176 73V75ZM161 75H163V76H161ZM172 75H174V76H172ZM181 75L183 77H181ZM123 76H126L127 80L125 79L124 81L123 80L121 81ZM94 77L96 79L100 78V77H97L96 74L94 75ZM166 77L167 78L170 77V78H168V79H170V80H168V82H165V81H167ZM119 78H121V79L118 80ZM153 78H154V80H153ZM157 78H161V79H157ZM171 79H174V81L172 80L173 84L172 83L170 84ZM108 80H110V81H108ZM158 80L159 81L162 80L160 82V83H162V86ZM152 81H154V82L157 81V82L154 83ZM200 83H204V82L202 81ZM127 84H129V83H127ZM197 84L198 83L196 82L195 84H193V86L194 85H195V87H198L199 85L201 86V84H198V85ZM212 101H214L215 103L221 102V104L218 105L219 106L218 110L213 108V110H211V111H204V110H200V108H199L200 106L190 108V110L187 113H178V116H176L178 118V120L175 122H172L171 128L168 130H174L176 132L177 131L176 129L179 128L180 130L178 129V131H177L179 133V132H181V128H180L181 125L184 124V122H185L183 120H186V121L188 120L184 128L188 127L191 130L194 129V131L190 130V132L191 133L193 132L192 137H194V140L196 139L195 140L196 142H198V140H200L199 138H201V140L199 141V144H201V145H199L198 147L199 148H201V146H202V148L208 147L209 151H211L213 153L217 152L218 151L217 149L219 147L221 148V146H223L222 144H220L221 142L217 139L218 137L219 138L221 137V134L217 128H205L204 129V126L206 125L207 122L214 124V126H216V124L220 125V124L224 123L227 126V131H229L228 133H233V135L235 134V132L240 133L239 132L240 129L243 131L246 130L248 133L254 132V128H253L254 127V120H253L254 118L253 117H255V116H252L253 115L252 113L245 114L244 112L233 111L231 113L225 112L226 113L225 114L224 113L225 108L222 105V101L216 99L215 95L213 96ZM245 115H247L248 118H245ZM178 124H180V127H178ZM176 125H177V127H176ZM189 126H192L193 128H191ZM173 127H175L176 129ZM195 128H197V131ZM168 130L167 129H164V131H163V129L158 130V132H156L155 135H157V136L159 135L158 137H165L168 135L169 132L174 133V131H168ZM200 130H201L202 134L199 132ZM167 131H168V133H167ZM198 132L200 134H198ZM162 133H164V134H162ZM143 134L141 133L140 135H143ZM151 135L153 137L154 133H152ZM231 139H232V137H231ZM250 141H252V140H250ZM210 142H212V143H210ZM250 144L252 145V142L249 143L248 147H253ZM223 147L226 148L227 144L224 145ZM230 147H237V146H235V144H234V146L230 145ZM191 148H197V147H191ZM232 150H234V149H232ZM194 153H195V151H194ZM195 161H200V160L195 159ZM188 164H190L191 166H194L195 163L191 162ZM204 164H208V163H204ZM208 166H210V165L208 164Z\"/></svg>","mask_w":264,"mask_h":264},{"label":"clouds","instance_id":"9594fccd","mask_svg":"<svg viewBox=\"0 0 264 264\" xmlns=\"http://www.w3.org/2000/svg\"><path fill=\"white\" fill-rule=\"evenodd\" d=\"M262 113H264V110H261ZM14 148H16L17 150H19L18 146L14 145Z\"/></svg>","mask_w":264,"mask_h":264}]
</instances>
